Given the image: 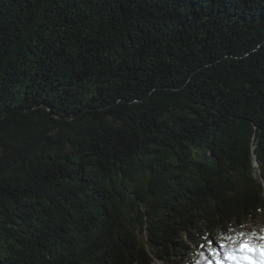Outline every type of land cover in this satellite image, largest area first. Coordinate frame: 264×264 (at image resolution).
Returning a JSON list of instances; mask_svg holds the SVG:
<instances>
[{"label": "trees", "instance_id": "obj_1", "mask_svg": "<svg viewBox=\"0 0 264 264\" xmlns=\"http://www.w3.org/2000/svg\"><path fill=\"white\" fill-rule=\"evenodd\" d=\"M261 214L264 0H0V264H199Z\"/></svg>", "mask_w": 264, "mask_h": 264}, {"label": "snow or ice", "instance_id": "obj_2", "mask_svg": "<svg viewBox=\"0 0 264 264\" xmlns=\"http://www.w3.org/2000/svg\"><path fill=\"white\" fill-rule=\"evenodd\" d=\"M255 236V233H252ZM230 242H219V250L212 246V242H208L210 253L215 257V264H264V244H252L250 241L240 242L237 246L236 241H232L231 237H226ZM264 240V237H260ZM207 264H212V260H208Z\"/></svg>", "mask_w": 264, "mask_h": 264}, {"label": "rangeland", "instance_id": "obj_3", "mask_svg": "<svg viewBox=\"0 0 264 264\" xmlns=\"http://www.w3.org/2000/svg\"><path fill=\"white\" fill-rule=\"evenodd\" d=\"M244 231L245 233H241L240 235H238V237L232 238V241L237 242L236 245L232 246H237L240 242L243 241H250L252 244H264V240L260 239V237H264V215L261 214L256 218L249 219ZM252 233H255V236H253ZM228 243L230 244L229 241ZM213 247L219 250V244L213 245ZM207 252L209 253L210 257L204 258V260L199 264H207L208 260H212V264H215V257L212 256L209 249L207 250ZM159 264H162V262H160Z\"/></svg>", "mask_w": 264, "mask_h": 264}]
</instances>
